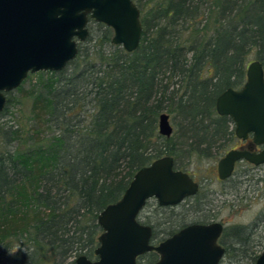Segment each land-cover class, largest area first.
Listing matches in <instances>:
<instances>
[{
	"label": "trees",
	"instance_id": "16d2710c",
	"mask_svg": "<svg viewBox=\"0 0 264 264\" xmlns=\"http://www.w3.org/2000/svg\"><path fill=\"white\" fill-rule=\"evenodd\" d=\"M134 1L143 26L139 47L129 52L114 45L111 27L101 40L112 49L79 46L60 77L50 72L59 85L35 98L34 131L27 140L13 131L15 144L0 150V264H75L81 254L97 259L98 215L123 196L140 168L171 155L175 168L194 177L184 158L226 153L237 139L233 119L218 114L216 101L244 85L253 51L264 66V0ZM165 110L178 120L171 137L158 131ZM192 198L180 204L187 210L196 201L206 204L201 189ZM188 222L144 224L152 226L157 244ZM168 223L158 238L159 224ZM251 234L248 225L225 227V256L254 264L260 253L249 245ZM158 258L151 251L139 263Z\"/></svg>",
	"mask_w": 264,
	"mask_h": 264
},
{
	"label": "water",
	"instance_id": "95a60500",
	"mask_svg": "<svg viewBox=\"0 0 264 264\" xmlns=\"http://www.w3.org/2000/svg\"><path fill=\"white\" fill-rule=\"evenodd\" d=\"M90 19L113 29V44L129 52L139 47L143 26L134 0H0V113L6 93L19 88L29 73L61 71L77 57L79 44L89 36ZM216 109L233 119L239 139L252 135L253 145H264V66L259 60L248 64L241 88L230 87L218 96ZM158 131L173 135L169 113L159 115ZM253 145L230 149L220 158V180L230 178L239 161L264 164V148L255 151ZM199 188L187 171L175 168L171 155L140 168L123 196L98 215L102 233L97 259L81 254L75 264H220L226 253L219 242L225 228L221 221L190 223L154 244L152 226L138 219L149 199L176 206ZM151 251L159 259L139 263V257ZM254 264H264V250Z\"/></svg>",
	"mask_w": 264,
	"mask_h": 264
},
{
	"label": "rangeland",
	"instance_id": "374dc122",
	"mask_svg": "<svg viewBox=\"0 0 264 264\" xmlns=\"http://www.w3.org/2000/svg\"><path fill=\"white\" fill-rule=\"evenodd\" d=\"M108 27L106 24H101V22L92 19L88 23L89 36L79 46L87 50L93 49L95 45L99 44L102 49H112V43L101 40ZM255 58L253 51L249 55L248 64ZM70 70L71 68H68V73L64 72V75H69ZM50 72L55 71L29 73L21 86L11 93L10 102L7 105L8 110L3 115H0V150L6 149L9 142L11 145L15 144L10 141L13 131H20L26 137V140L30 132L34 131L36 119L34 114L36 113L34 112L35 98L41 93L47 94L53 83L59 85V82H56L57 77H60L59 71L57 72L59 74L56 75L57 77ZM60 83H63V81ZM80 106L78 105L76 109H81L82 107ZM88 107L90 105H85L84 102V109H88ZM163 112L169 113L166 110ZM169 115L174 126V133H176L178 130L176 121L178 120L174 119L172 113H169ZM236 140L228 145L226 150L237 146ZM221 153H225V151L216 149L214 156L210 158L198 159L194 157L192 162H189L187 158L183 157L184 159L182 160L183 167L189 170L201 184V191L205 197L204 201H206V204H203V202L196 203L198 202L196 201L192 210H187L188 205L185 204H180L175 207V210H171L160 208L157 200L151 198L139 214V221L144 223L148 220H157L158 222L169 220L172 223L173 220L176 223L182 218H186L190 224L195 222V220L197 221V219H203L210 213L214 217L211 221H222L226 228L231 225H248L252 231L249 245L250 247L253 246L252 249H255L256 252L261 253L264 248V164L255 166L247 161H239L233 176L226 181H220L217 177V164L224 155L220 156ZM187 199L182 203H185ZM190 199L194 200L192 197ZM170 223L159 224V228H157L158 238L166 236L164 231L167 230L168 227L166 226ZM140 261L142 263L146 262L143 259ZM248 263L246 259L225 256L220 264Z\"/></svg>",
	"mask_w": 264,
	"mask_h": 264
},
{
	"label": "flooded vegetation",
	"instance_id": "af4514ba",
	"mask_svg": "<svg viewBox=\"0 0 264 264\" xmlns=\"http://www.w3.org/2000/svg\"><path fill=\"white\" fill-rule=\"evenodd\" d=\"M236 143H238V145L237 146H233L231 149H233V148H235V149H248L249 148V146L250 145H253V143H252V135H250L249 136V138L248 139H246V140H244V139H239V138H237V140H236ZM253 147H254V149L253 150H255V151H259V150H261V149H263L264 148V145H253ZM230 150V149H229ZM228 150V151H229ZM225 155V154H224ZM223 155V156H224ZM244 161H246V160H244ZM248 162V161H247ZM237 164H238V162L236 163V167H237ZM217 166H218V164H217ZM235 170H236V168H235ZM235 172V171H234ZM234 174V173H233ZM192 176V175H191ZM193 177V176H192ZM217 177H218V169H217ZM194 178V180L195 181H197L196 179H195V177H193ZM229 179V178H228ZM228 179H226V180H228ZM218 180H220L219 179V177H218ZM226 180H220V181H226ZM198 182V181H197ZM199 183V182H198ZM199 185H200V188H199V191H200V189H201V184L199 183ZM198 191V192H199ZM197 192V193H198ZM195 196V195H194ZM194 196H191V197H194ZM191 197H188V198H191ZM187 199V198H186ZM222 222V221H221ZM223 223V222H222ZM224 224V223H223ZM225 225V224H224ZM225 229V228H224ZM221 238V237H220ZM219 242H220V240H219Z\"/></svg>",
	"mask_w": 264,
	"mask_h": 264
}]
</instances>
